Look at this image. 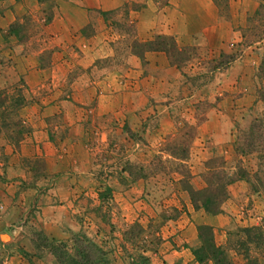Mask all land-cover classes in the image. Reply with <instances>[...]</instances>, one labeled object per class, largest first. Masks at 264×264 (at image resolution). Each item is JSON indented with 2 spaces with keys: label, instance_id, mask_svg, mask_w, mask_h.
<instances>
[{
  "label": "rangeland",
  "instance_id": "rangeland-1",
  "mask_svg": "<svg viewBox=\"0 0 264 264\" xmlns=\"http://www.w3.org/2000/svg\"><path fill=\"white\" fill-rule=\"evenodd\" d=\"M40 1L44 3L42 16L46 24L49 22L46 21L47 16L52 15L55 0ZM196 1L152 0L158 7L170 4L178 8L183 4L179 11L185 14L191 12L192 5V8L197 6L194 12L198 11ZM212 2L218 11L215 23L198 27L201 28L199 34L205 35V42L178 45L173 35L165 34L173 36L178 47L196 48L197 54L191 62L185 61L179 67L170 64L166 55L168 65L161 75L151 68L150 61L146 59L145 54L151 51H143L142 58L132 52L131 43L140 40L135 37L134 23L128 21V11L121 13L123 9H118V13H107V18L115 16L116 24H109L112 28L107 29L109 33L106 36L114 39L115 34L117 39L107 40L108 44L102 43L105 47L108 45L111 54L94 60L89 43L81 45V49L75 41L68 43L65 49L55 45L46 32L42 33L44 25L37 23L36 19L32 21L31 9L22 15L30 22L28 30L24 32L21 29L22 36L19 38L12 35L0 41V88L11 90L23 82L25 96H32L42 107V102L54 96L78 98L77 95L72 96L74 89L70 85L84 72L94 79L100 78L97 76L99 71L102 77L107 71L119 68L118 76L122 78L97 89V96L109 103H104L108 104L104 110L96 106L97 109L89 113L92 126L88 124L89 127H86L88 134L79 139L73 137L71 141L77 148L71 146L69 150L62 141L67 128L61 127L64 122L61 112L46 118L48 138L59 142L56 147L60 156H54V163L63 164L62 168L84 170L85 173L79 174L82 181H76L77 186H74L75 194L79 195L71 201L70 211H53L55 215L59 214L56 225L66 233L65 238L48 239L45 229L51 213L48 218L38 212L40 209L32 207V223L29 226H32V241L37 244V252L40 251L38 255L51 253L47 248L50 240L69 261L74 249L73 239L76 238L80 242H93L100 246L108 264H130L141 255L152 264H180L184 255L179 252L184 250L189 253L191 250L193 253L197 248L190 238L195 220H199L196 211L206 213L203 208H194L186 188H205L204 179H209L212 170L217 174L215 178H219V183H223L225 176L233 175L239 166L245 168L250 179L245 183L247 190L243 191L241 200L243 202L248 197L245 207L264 215V124L255 128L254 137L248 138L247 134L253 120H264V66L260 69L264 59V7L255 13L260 4L264 5V0ZM133 6L139 7L140 3H133ZM181 13L175 16H181ZM98 15H101L99 10H88L86 35L97 28ZM172 16L168 14L167 17L170 19ZM208 16L209 11L206 16L202 15L205 23L212 18ZM18 21L22 23V20ZM208 25H211V30ZM259 33L261 35L256 38L254 34ZM156 35L140 42L153 40ZM29 47L32 50L45 48L38 56L40 68L45 67L43 79L33 88L32 73L28 72L29 69L25 74L22 71L26 69L23 62L29 63L30 60L24 56ZM54 52L56 62L53 65ZM104 52L106 50H102L101 54ZM132 54L140 60L141 68L137 69L139 78L129 77L135 74L128 71L132 65L128 57ZM222 54H229L234 59L226 66L214 68L229 59ZM94 64L98 69L94 68ZM172 66L174 70L168 69ZM147 74L156 78L151 91L143 90L140 80ZM161 76L164 77L163 84L158 82ZM128 78L129 81L136 80L135 85L128 83ZM88 93L94 95L95 90ZM131 100L133 103H128ZM16 118L15 114H11L9 119ZM110 127L112 131L109 133ZM249 141L252 145L247 144ZM20 143L14 146L0 134V236L7 235L0 238V264H7L13 251L9 237L12 225H19L22 221L18 218L6 226L8 211L4 203L14 199L13 195L16 196L25 184L24 181V184L17 183L15 192L12 187L8 189L7 183L11 180L7 178L6 167L17 160L28 173L30 164L37 160L32 180H27V184L41 191H46L56 177L55 173L47 172L44 156L28 158L18 155ZM239 150H247L251 154L242 155ZM140 163L145 166L147 179L133 180L129 168ZM215 178L211 179V188L216 186ZM57 202L62 204L59 200ZM74 208L78 211L75 209L76 212H72ZM239 218L234 211L230 222L222 228L223 232H214L215 242L225 247L228 258L234 262L248 260L251 264H264V216L258 224L244 226ZM248 226L256 227L242 231ZM197 240L200 242L198 234ZM18 249L26 256V252ZM55 261L59 264L57 259ZM203 264L214 263L207 261Z\"/></svg>",
  "mask_w": 264,
  "mask_h": 264
},
{
  "label": "crops",
  "instance_id": "crops-1",
  "mask_svg": "<svg viewBox=\"0 0 264 264\" xmlns=\"http://www.w3.org/2000/svg\"><path fill=\"white\" fill-rule=\"evenodd\" d=\"M133 3H140V6L134 7ZM257 4L258 3H256V5ZM182 5L183 4L178 5V8L173 7L170 4L158 7L152 2V0H55L51 10V19L44 24L45 18L42 16L44 3L40 0H0V41L4 40L3 35L8 26L16 20H23V13H25L27 9H31L32 11H30L33 17L32 21L36 19L37 23L44 25L42 33L46 32L47 35L52 38V41L55 42V45L64 48L65 46H68V43L71 44L75 41V45L81 49V45L89 43L91 46L89 49H91L94 60L99 56L111 54V49L109 50L108 45L105 47L102 43H106L107 40L114 41L117 39L115 34L114 39H108V35L106 36V33H109L107 29H110L109 27H111L109 24H116L115 16H109L107 18V13L104 14L101 12L118 13V9H123L121 13L126 10L128 11V21L134 23L136 27L135 37H138L140 41L152 39L155 34L164 33L173 35L178 45H198L199 41L205 42V35L203 33L199 34L201 28L199 29L198 27L206 25L207 23L209 24L210 22L212 25L215 23L218 13L216 5H214L212 0H197L196 5H198V11L194 12V9H196L197 6L194 5L192 8V5L191 12L186 14L179 11L182 9ZM90 9L101 11V15L97 16V28H95L93 32L90 30L89 35H86L87 32L85 31V26L88 25V10ZM208 11L210 12V16L208 17L212 18L209 22L205 23V21L202 20V15L205 14L206 16V12ZM36 13H39V15ZM178 13H181V16L178 15V17H176L175 14L177 15ZM168 14L173 16L168 19ZM210 26L211 25H208L209 30H211ZM99 43H101V45H99ZM106 44H108V42ZM86 47L88 48V46ZM43 49L45 48L39 47L38 49L32 50V47H29V52L24 55L30 60L29 63L23 62L26 69L23 68L22 71L25 74L27 73V69H29L28 72L32 73V88L36 87V85L43 79L42 77L44 75L45 67L40 68L38 62V56L42 53ZM102 50H106V52L101 54ZM32 51H34V53H32ZM55 52L54 59L52 57L53 65L56 62ZM29 53L32 54V57ZM145 55L146 59L150 61L152 65L151 68L154 70L156 69L157 73L161 75L162 70H165L164 67L168 65L166 54L160 51H151L147 52ZM137 57L134 54L128 57V62L132 63V65L128 67V71L135 73L129 76L132 78H139L138 76L140 72L137 69H140L141 65L140 60L138 59L139 57ZM22 59H25V57H22ZM95 64L94 68L98 69V66ZM173 68L174 67L172 66L168 69L174 70ZM118 69L119 68L109 70L102 77L100 74L101 72L99 71L97 76H100V78L94 77V79L90 78L85 72L79 75L72 85H70L72 89H74L72 96L77 95L78 98L71 97V99H69V95H67L66 98L54 96L47 102L41 101L44 104V107H42L41 103L38 101L33 100V102L20 109V115L24 121H26V124L29 125L30 129L21 141L17 154L28 158L37 157L39 155L44 156L46 158L47 172L50 171L49 173H55L56 177L54 182L50 183L46 191H41L39 188H36V186L27 184V180H32V172L30 171V168H28L29 172L26 173L24 167H21L17 160H14L15 162L10 163V166L6 167L5 171L7 178L11 180L7 183L9 186L8 189L12 187L15 192L14 187L17 189V183L24 184L23 181L25 182L24 187L20 189L19 193L16 196L13 195L12 198H15H10L4 203L6 210L8 211V223L5 224L6 226H8L9 223L13 224V221H16L18 218L22 219L19 225H12L11 236L9 237L11 249L13 251L9 256V259L6 261L7 264H57L55 261L56 259L51 253H45L42 256L37 254L40 251L37 252L36 247L34 246L30 232L32 226H29V224L32 223V207L40 209L38 212H41L42 215L44 214L45 217L48 216L49 213L52 214V216L50 214V221L45 229V234L50 240L51 238L52 240L53 238H65L66 233L60 231L59 226L56 225L59 214L57 212L55 215L53 211H58V209H61L63 212L70 211L72 208L71 201L75 200L76 196L79 195L75 194L76 188L74 186H77L76 181H82V179H79L82 175L80 176L79 174L85 172L84 170H74L73 167L62 168L61 166L63 164L54 163V156H60L56 147V145H59V142H52L50 138H48V121H46V118L54 116L57 112H61L64 120L61 127L67 128V133L62 141L68 146L69 150L71 146L74 149L77 148V146L75 147L71 141L73 137L79 139L88 134L87 128L89 127L88 124H90L89 113L96 110V106L103 107L104 110L108 105L104 103H109V101H102L101 97L97 96V89L100 87L103 88L106 84L111 85V83H115L122 79L120 78L121 76H118ZM25 76L27 77V75ZM155 79L154 75L151 74H147L145 77L142 76V79L140 80L142 81L143 90L151 91L153 89L152 84H155L153 83ZM159 81L163 84L164 77H158V82ZM129 82L135 85V82L137 81H129L128 78V83ZM27 83L29 84L28 80ZM92 89L95 90L94 95L88 93V91H91ZM145 98L147 100V97ZM145 98H142V101H146ZM128 103H133V100ZM129 112H131V110ZM90 125L92 126V124ZM114 128L116 131L118 130L117 127ZM55 129H57V126H55ZM110 131H112V127L109 128V133ZM73 143H76V141H73ZM67 150L68 149L65 151ZM245 183L244 180H237L229 185V197L224 203L223 211L221 213L208 214L201 212V210L196 211L198 212L197 214H199V220H195L190 237L194 247L199 246L197 240V225L207 224L213 228L215 233H217L218 230L223 232L222 228L230 222L234 211L237 216L240 217L239 221L241 225L258 224L259 220L264 215L255 212L251 207H245L247 206V202L245 203V201L248 200V197L246 200H243V202L241 200L243 191L247 190ZM10 193L12 194V192ZM58 200L61 201V205L57 202ZM254 207L256 206L254 205ZM75 209L78 211L77 208H74L72 212H76ZM39 216L40 215H38V217ZM39 218L43 219L41 216ZM1 236L0 238H3ZM5 238L6 237H4V239ZM3 244H5V242ZM18 248H21L23 252H26L27 257L21 254ZM180 253L184 255L180 264H199L194 259L191 250L189 253L184 250L178 254ZM29 258H31V260Z\"/></svg>",
  "mask_w": 264,
  "mask_h": 264
},
{
  "label": "trees",
  "instance_id": "trees-1",
  "mask_svg": "<svg viewBox=\"0 0 264 264\" xmlns=\"http://www.w3.org/2000/svg\"><path fill=\"white\" fill-rule=\"evenodd\" d=\"M264 5L260 4L255 13H258ZM101 12V11H99ZM108 13V12H101ZM22 23H19L18 20L12 22L8 29L6 30L7 34L3 35V38L8 36H14L15 38H19L22 36L20 34V30H28L30 22L28 18H23ZM51 16H47L46 21H50ZM264 30V29H263ZM250 35V34H249ZM248 35V37H249ZM253 35V34H251ZM255 37H259V35L254 34ZM24 37V35H23ZM245 37V36H244ZM249 39V38H248ZM251 41V40H250ZM132 52L138 57H143V51H163L168 56L170 64L183 65L185 61L191 62L193 58L196 57V48L194 47H178L176 41L173 36L165 35V34H157L153 40L140 42L138 40H134L131 43ZM229 59H225L221 65H215L214 68L220 67L222 65L229 64L234 58L229 54H222ZM232 58V59H230ZM264 66V59L261 63L260 69ZM24 83H19V86H15L13 92L11 94V90H8L7 87L0 88V134L4 136L6 141L10 144H14L17 146L23 139L24 135L29 131V126L25 124L22 116L19 114L20 109L33 102L32 96L25 94L22 92V87ZM25 87V86H24ZM23 87V88H24ZM11 114H15L17 116L16 119H9ZM248 129V138L254 137L253 131L257 126H261L264 124V120H253L251 122ZM246 134V135H247ZM253 142V141H252ZM248 145H252L249 141ZM176 153V152H174ZM239 153L242 155H250L251 152L247 150H239ZM173 155V154H171ZM181 159H184L182 157ZM37 160L30 164V171L34 172V168L38 165ZM40 163V162H39ZM132 163V162H131ZM209 163V162H208ZM37 164V165H36ZM137 166V168H135ZM144 165L142 163L131 165L129 170L131 171L133 180L136 178L147 179L146 174L144 172ZM33 168V169H32ZM211 171V168H210ZM217 174L212 170L209 175V179L205 178L204 182L206 184L205 188L194 189L193 187L186 188L187 192L190 196L192 204L194 208H203L208 214H218L223 211V204L229 197V192H227V185L237 181L244 180L245 182H249L250 175L248 171L242 166L237 168V171L233 172V175L225 176V180L223 183H219V178H215ZM212 178L216 180V186L211 188ZM212 179V180H211ZM210 187V188H209ZM202 195H198V194ZM197 194V197H195ZM199 196V197H198ZM202 199V200H201ZM200 204V206H198ZM256 226H248L242 228V231H248L251 228H255ZM198 238L200 239V245L193 250V255L197 262L203 264L207 261H212L214 264H251L248 260L245 262H234L228 258V255L225 251V247L217 244L214 238V230L210 225L207 224H199L196 226ZM45 239L47 237L45 236ZM49 239V238H48ZM52 241V240H51ZM34 246L37 248V244L35 242ZM48 243V242H47ZM74 249L71 254V258L69 261L64 258L62 252H59L54 243H49L47 248L50 249L51 254L55 256L59 264H108L107 260L104 258V252L100 246L93 242H80L79 239H73ZM130 264H152L145 256H139L137 260H132ZM259 264V263H257Z\"/></svg>",
  "mask_w": 264,
  "mask_h": 264
},
{
  "label": "bare ground",
  "instance_id": "bare-ground-1",
  "mask_svg": "<svg viewBox=\"0 0 264 264\" xmlns=\"http://www.w3.org/2000/svg\"><path fill=\"white\" fill-rule=\"evenodd\" d=\"M5 236V235H4Z\"/></svg>",
  "mask_w": 264,
  "mask_h": 264
}]
</instances>
